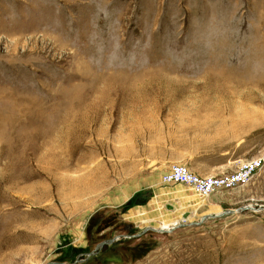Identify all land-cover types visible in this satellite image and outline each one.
Here are the masks:
<instances>
[{"label": "rangeland", "instance_id": "1", "mask_svg": "<svg viewBox=\"0 0 264 264\" xmlns=\"http://www.w3.org/2000/svg\"><path fill=\"white\" fill-rule=\"evenodd\" d=\"M259 156L264 0H0V264H264V164L166 230L121 214Z\"/></svg>", "mask_w": 264, "mask_h": 264}, {"label": "crops", "instance_id": "2", "mask_svg": "<svg viewBox=\"0 0 264 264\" xmlns=\"http://www.w3.org/2000/svg\"><path fill=\"white\" fill-rule=\"evenodd\" d=\"M162 171L154 174V177L148 180L145 179L144 190L140 192L145 197H140L130 202L124 212L121 213L124 215L122 216L123 218L134 224L139 222L147 223L142 226L141 229H143L148 226L154 227L150 225L151 223L171 225L183 218L186 213L188 214L195 210L204 211L216 205L198 196L184 184L161 181L159 175Z\"/></svg>", "mask_w": 264, "mask_h": 264}, {"label": "built area", "instance_id": "3", "mask_svg": "<svg viewBox=\"0 0 264 264\" xmlns=\"http://www.w3.org/2000/svg\"><path fill=\"white\" fill-rule=\"evenodd\" d=\"M264 164V156L245 161L233 170L218 174L199 175L185 164L171 162L160 173L163 182H177L189 186L198 196H208L222 188L232 187L246 182Z\"/></svg>", "mask_w": 264, "mask_h": 264}, {"label": "water", "instance_id": "4", "mask_svg": "<svg viewBox=\"0 0 264 264\" xmlns=\"http://www.w3.org/2000/svg\"><path fill=\"white\" fill-rule=\"evenodd\" d=\"M242 207H245V206H242ZM147 228H150V229H157V230H163V229L166 230L165 228H161V227H159V228H154V227H149V226L143 228V230H144V229H147ZM167 229H168V228H167ZM114 238H115V236H113V237H111V238H107V239L101 240V241H98V242L94 245V247H93L92 250H89V251L86 252V255H89V254L94 253L95 250H96L98 247H100L103 243L110 242V241H112Z\"/></svg>", "mask_w": 264, "mask_h": 264}, {"label": "bare ground", "instance_id": "5", "mask_svg": "<svg viewBox=\"0 0 264 264\" xmlns=\"http://www.w3.org/2000/svg\"><path fill=\"white\" fill-rule=\"evenodd\" d=\"M247 207V206H246Z\"/></svg>", "mask_w": 264, "mask_h": 264}]
</instances>
